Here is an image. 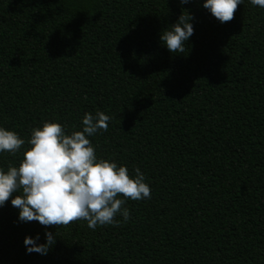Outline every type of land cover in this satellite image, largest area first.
Wrapping results in <instances>:
<instances>
[{
	"label": "trees",
	"instance_id": "obj_1",
	"mask_svg": "<svg viewBox=\"0 0 264 264\" xmlns=\"http://www.w3.org/2000/svg\"><path fill=\"white\" fill-rule=\"evenodd\" d=\"M202 4L0 0V126L25 140L0 168L19 165L43 122L70 134L100 111L111 119L86 137L95 154L150 187L125 198L119 226H49L43 256L23 241L44 243L45 227L19 222L10 197L0 264H264V8L244 0L221 24ZM185 9L194 33L170 53L159 34Z\"/></svg>",
	"mask_w": 264,
	"mask_h": 264
},
{
	"label": "clouds",
	"instance_id": "obj_2",
	"mask_svg": "<svg viewBox=\"0 0 264 264\" xmlns=\"http://www.w3.org/2000/svg\"><path fill=\"white\" fill-rule=\"evenodd\" d=\"M191 0H179L180 5ZM244 0H203L202 7L218 22L231 21L238 5ZM251 5L264 8V0H249ZM193 17L182 10L176 22L159 34L163 47L170 53H183L185 44L194 33ZM111 117L96 111L85 113L81 131L66 134V126L52 121L31 130L28 147L18 166L0 168V208L11 198V205L18 209V221H37L45 227L44 243L40 234L26 236L23 244L26 254L33 252L47 255L55 244L56 234L49 226L68 225L84 220L87 227L119 226L115 217L119 214L124 222L130 217L122 207L125 198L143 200L150 198V187L139 168L130 178L124 165L114 160L100 159L90 140L99 130L106 131ZM25 140L18 133L0 126V152L15 155L21 151ZM22 190L21 195H13ZM118 194H122L120 198ZM30 246V247H29Z\"/></svg>",
	"mask_w": 264,
	"mask_h": 264
}]
</instances>
